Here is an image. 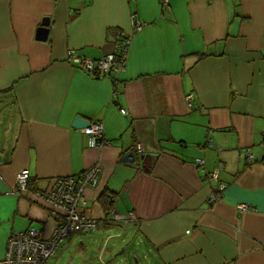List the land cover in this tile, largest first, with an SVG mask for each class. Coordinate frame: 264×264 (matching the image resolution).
Masks as SVG:
<instances>
[{
	"label": "crops",
	"instance_id": "crops-1",
	"mask_svg": "<svg viewBox=\"0 0 264 264\" xmlns=\"http://www.w3.org/2000/svg\"><path fill=\"white\" fill-rule=\"evenodd\" d=\"M131 15L146 25L133 31ZM120 33L131 42L118 73L65 61L69 49L103 57ZM76 115L102 122L107 142L90 147ZM218 163L225 188L209 204ZM96 165L82 213L97 229L70 233L46 264H139L133 243L148 264H264V0H0V258L11 232H52L35 190ZM23 168L31 179L16 196ZM103 192L134 220L107 219Z\"/></svg>",
	"mask_w": 264,
	"mask_h": 264
},
{
	"label": "built area",
	"instance_id": "built-area-1",
	"mask_svg": "<svg viewBox=\"0 0 264 264\" xmlns=\"http://www.w3.org/2000/svg\"><path fill=\"white\" fill-rule=\"evenodd\" d=\"M162 1L167 3L168 0ZM130 25L133 31H138L146 23L139 21L134 15H131ZM130 42L131 33H120L115 43L116 49L103 57L94 60L69 49L65 53V61L74 67L92 74L95 78H102L109 74V72L118 73L124 69ZM185 99L187 104L190 105L191 96L186 95ZM119 111L125 114L124 108H120ZM81 129L87 135L90 147H101L107 142L104 138L102 122H89L87 126ZM133 150L143 155V141H136ZM246 158L251 161L252 155L248 153ZM194 163L202 166L204 160L196 158ZM221 167L222 164L218 163L209 173V177L216 182V190L211 192L207 199L209 204L221 198L225 188V185L219 181V170ZM99 174V167L97 165L91 166L79 174L52 177L46 188L35 190L33 196L43 201L52 211L56 224L48 236H44L42 231L34 226L11 232L7 237L4 255L0 258V264H46L58 246L70 233H89L96 230V219L88 217L82 211L85 205L84 189L87 186H96L99 183ZM30 179L31 175L27 168L19 170L16 173L14 185L9 192L20 196L27 189ZM237 208L245 210L249 208V205L239 203ZM106 218L126 225L134 220V214L131 211L123 214L117 211L115 207H112L107 213Z\"/></svg>",
	"mask_w": 264,
	"mask_h": 264
},
{
	"label": "water",
	"instance_id": "water-1",
	"mask_svg": "<svg viewBox=\"0 0 264 264\" xmlns=\"http://www.w3.org/2000/svg\"><path fill=\"white\" fill-rule=\"evenodd\" d=\"M48 22H49V17L45 16L41 21V26L38 28L37 38L42 39V40L45 39L47 31H48L46 27ZM88 124H89L88 120L84 119L80 115H76L72 122V127L80 129V128H83L84 126H87ZM134 157H135V153L133 150H131L123 156V160L128 161V162H133Z\"/></svg>",
	"mask_w": 264,
	"mask_h": 264
},
{
	"label": "rangeland",
	"instance_id": "rangeland-1",
	"mask_svg": "<svg viewBox=\"0 0 264 264\" xmlns=\"http://www.w3.org/2000/svg\"><path fill=\"white\" fill-rule=\"evenodd\" d=\"M84 239H85L84 237H81L80 240H79V242H78L79 246L82 247V248L79 249V251L82 253V251L85 250L87 256H90V255H91V254H90L91 249L86 250V249L84 248V246L86 245ZM64 240H65V239H64ZM64 240H63V241H64ZM112 240H113V239H112ZM82 241H83L84 243L80 245V242H82ZM127 244H129V243H127ZM75 250H76V249H75ZM135 252L138 253V256H139V258H140V263H139V264H148V260L145 259V257H144V251H143L140 247L136 246L134 243H133V244H129V245H127V248H126V256H127V258H130V255L133 256V254H134ZM81 253H80V254H81ZM133 261H134V259H133ZM134 262H137V261H134ZM131 263H132L131 260H128V259H127L126 262H125V264H131Z\"/></svg>",
	"mask_w": 264,
	"mask_h": 264
},
{
	"label": "trees",
	"instance_id": "trees-1",
	"mask_svg": "<svg viewBox=\"0 0 264 264\" xmlns=\"http://www.w3.org/2000/svg\"><path fill=\"white\" fill-rule=\"evenodd\" d=\"M113 198L114 197L110 193H106V192H103L99 196V201H100L101 205L103 206L106 213H108L109 210L111 209V205H112L113 200H114Z\"/></svg>",
	"mask_w": 264,
	"mask_h": 264
}]
</instances>
